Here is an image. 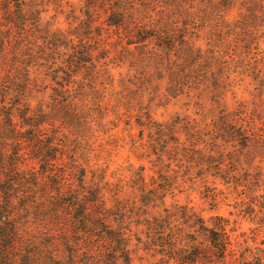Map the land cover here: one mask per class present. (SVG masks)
Returning a JSON list of instances; mask_svg holds the SVG:
<instances>
[{"label": "clouds", "instance_id": "obj_1", "mask_svg": "<svg viewBox=\"0 0 264 264\" xmlns=\"http://www.w3.org/2000/svg\"><path fill=\"white\" fill-rule=\"evenodd\" d=\"M109 2L116 5V20L120 21V12H126L121 22L133 29L159 19L148 5L156 7L161 0ZM88 3L20 0L25 16L38 13L31 19L40 31L49 25L48 31L57 35L72 29L89 30L93 22L85 15ZM232 15L235 20H264V0H235ZM26 27H32V23ZM91 31H96L95 26ZM150 35L138 36V40ZM90 39L91 48L81 46L92 59L86 68L75 61L66 62L72 55L70 47L59 49L60 60L46 69L47 75L40 74L38 88H29L31 95L25 94L22 101L21 109L29 110L30 125L20 121L17 125L27 132L29 126L45 122L41 130L45 135L66 137L68 144L78 149L75 166L88 173L72 199L83 204L96 199L98 203L72 229L73 235L61 230L59 236L48 237L50 229H41L33 218L39 212H21L18 196L10 197L8 204L0 193V264H219L210 258L205 260L203 253L211 251L205 243L221 220L235 222L234 252L250 249L240 264L255 258L264 264V246L253 244L250 233L264 234V209L260 207L264 201V92L258 87H239L221 98L206 96L201 90L194 96L185 94L187 106L169 108V96L157 80V72L163 71V79L168 81L185 69L182 58L161 59L163 69L144 68L130 59L140 49L129 50L120 42L109 45L106 36ZM155 42L167 49L172 40L156 33ZM78 43L73 36L71 44ZM21 63L30 61L22 59ZM20 72V91L28 82L23 75L36 83L35 67H22ZM53 78L68 86L54 90ZM169 91L176 94L172 87ZM12 99L9 93L0 109L10 106ZM58 106L65 107V115H78L68 121L61 119L57 125ZM121 108L126 111L122 113ZM133 111L146 132L140 140L134 137L132 128L121 135L113 127ZM149 113L150 118H145ZM4 139L0 137V146ZM105 141L113 147L101 156ZM142 164L147 171L140 170ZM245 172L249 174L247 181L237 184V180H244ZM158 181L165 184L162 195L167 198L162 202L150 190V183ZM76 195L80 201H75ZM253 199L255 211L249 215L245 210ZM9 213L14 214L11 221ZM197 217L202 218V224ZM81 229L86 234L76 235ZM50 239L60 244L50 245Z\"/></svg>", "mask_w": 264, "mask_h": 264}, {"label": "rangeland", "instance_id": "obj_2", "mask_svg": "<svg viewBox=\"0 0 264 264\" xmlns=\"http://www.w3.org/2000/svg\"><path fill=\"white\" fill-rule=\"evenodd\" d=\"M9 1L11 2L10 13L8 10H5L6 0H0V29H3V31H0V40L2 39L5 42L0 48V104L5 103L9 93L13 95V99L9 102L10 106L0 109V116L3 117V120L0 121V137L10 134L14 124H16L17 128H20L17 125V121H20V118L15 115L21 112H15V104L17 103L15 102L17 100L15 97L16 93L13 89H10V86H12V79L15 75L14 86L18 87L17 83L22 75L20 72V68H22V64H20L21 60H29L30 63L34 65L32 67L36 68L38 74L35 84L30 81L27 75L24 76L23 79L28 81L25 84L27 88H25L23 96L26 98L25 94L31 95L28 91L29 88H38L41 82L39 78L40 74L47 75L44 65L50 66L52 63L60 60V48L70 47L72 50V55L67 58V63H73V61H75L78 64H83L85 68L91 64V55H86L83 50V48L92 47V40L90 37L106 36L109 45L113 42H120L126 45L129 50L140 49L131 54L130 59H132L134 63L142 65L144 68L159 67V69H163L164 65L159 63L161 59L168 58L171 60L172 58H182L186 66L185 69H182L181 72L174 77H168V81H164L163 71L157 72V80L161 81L163 91L168 93L169 100L167 107L169 108L187 106L185 94L187 93L188 95L194 96L201 90H203L206 96H221V98L227 96L230 91L239 87H244L246 90L248 88L258 87L264 92V20L257 19L255 22L235 20L232 15L235 9V0H161L160 5L156 7H153L151 4L148 5L152 12H155L159 17V19L155 21L156 25L153 23L136 25L135 29H133L132 25L125 26V23L121 22L124 21L127 15L126 12H120V21L116 20V5L110 3L109 0H89L85 15L88 20L93 22L92 26H95L96 31H91L92 26H90L87 31L72 29L66 34L61 32L59 35L55 32L50 33L48 31L49 25H45V30L43 32L40 31L31 19V17L38 16V13L29 12L28 16H25L23 12L20 16L23 18L22 22L24 24V32L21 38L22 40L28 38L31 42L23 46L24 52L20 54L17 53L13 47L15 46L16 48L17 46L14 44V42H16L15 36H17L16 33L18 32L15 23L18 22L19 19L16 18L14 24L6 21V19L11 16L14 18L17 17L16 12L13 10L16 5H20V0ZM144 6L143 4L141 5V7ZM68 18L69 17H66V19ZM30 23H32V27H26ZM158 26H161V30L169 31L167 34L164 32L161 33L162 36L169 37L170 34L172 36L180 35L185 43L182 44V47H177L178 44H176V46L174 44V47L169 46L167 49H164L159 43L155 42L156 37L153 38L151 35L147 36V38L142 41L138 40V36H143L146 33H152L153 35V33L156 32L153 27L158 28ZM73 36L77 38L78 44H71ZM184 44L188 48H185ZM201 45H203V47H201ZM75 46L77 48L76 53L73 52L72 49V47ZM81 46H83V48ZM117 48L119 49V43L117 44ZM151 49L155 51H151ZM24 53H29L30 56L27 57V54L22 56ZM33 53H35V55H33ZM76 63L73 64V67L76 66ZM12 65H16L14 72H12ZM129 66L131 67L132 65L130 64ZM10 71L12 73L9 74ZM8 75H12V77L10 78ZM195 79L196 81H202L204 84H200L193 88L186 86L187 88L182 90L176 89L173 86L175 80L186 82L195 81ZM51 83L55 85L54 90L63 89L68 86L67 84L57 83L54 78ZM45 87H47V82H45ZM169 87L174 88L176 92L175 95L169 91ZM66 101L67 100H65V104ZM205 103H207V100H205ZM62 107L64 106H58L59 115L64 116V121L73 119L71 115L64 114ZM120 111L123 113L126 110L121 108ZM9 113L12 118L10 117L7 119ZM150 115V113L147 114L145 118H150ZM60 124L61 123L58 125ZM42 126L45 128V122ZM113 127L114 131L119 132L121 135H127L124 130L132 128L134 137L137 140L143 139L146 135L143 121L137 118V113L135 111H133L131 115H123L120 122ZM261 130L264 131V128ZM22 134L24 136L29 135V131ZM105 135H107V133H105ZM62 141H65L67 144V155H63L59 160L51 162L48 171L44 172L40 168V163L34 158L36 155L32 151L29 141L25 140L22 149L23 156H20L22 161L17 165L20 172L18 175L19 178L13 175L15 178L13 189H16L18 193V205L21 212L25 209L30 211L35 209L39 212L40 215H36L33 218L41 229L45 227L50 229V231L47 232L48 237L59 236L61 230L64 233L65 225L62 221L54 219L52 214H54L55 210L52 207L53 209L51 208L49 211L48 207H51L49 203L40 205L42 199L45 200L48 196L53 198H57L55 197L56 195L58 197L65 196L67 193L56 194L55 191L51 192V190L54 189V185L59 181V174H62L65 170L68 172L71 171L68 180H70L71 183L74 180L73 183L75 184L80 170L82 169L74 167L78 149L70 146L67 142V138ZM6 142L8 145H6L3 154V158L6 159V166H4V163H0L1 172L5 167L7 170L11 169L12 165L9 166L8 163L14 157L12 152V141L7 139ZM112 147L110 143L105 141L103 145L104 151L101 152V156ZM0 158L2 157L0 156ZM219 160L223 162V157L221 156ZM2 166H4L3 170ZM170 166L171 165H168V167ZM219 167L220 163L217 164V168ZM140 170L145 172L147 168L142 164ZM197 175H199V173H197ZM248 175L249 174L245 172L244 180H237V184L246 182ZM105 178L107 179V175ZM164 188L165 184L162 182L150 183V189H155L156 192L154 195L161 202L167 198L162 195ZM22 189L27 193L20 194ZM11 191L12 190H10V192ZM180 195H183V193L181 192ZM255 203L256 201L254 199L250 201L248 208L245 210L246 213L250 215L255 211V209L252 208V204ZM29 205L30 207H27ZM37 205L39 207H36ZM260 207L264 209L262 201ZM213 210L215 211V208H213ZM165 211L167 210L165 209ZM43 213L48 214L44 215ZM229 215H232V213H229ZM119 218L122 220L124 216L121 215ZM196 219L200 224L203 222L200 217ZM137 223H139V221H137ZM261 223H264V218L261 219ZM105 224H107V221H105ZM228 230L230 247L227 260H234L236 264H240L241 261H244V257L250 249L246 248L244 252H234L233 236L236 231L234 221H228ZM66 232L64 234L67 236L73 235V232ZM250 233L253 244L258 243L264 246V234L253 230H250ZM107 234L111 235L110 232ZM243 235L244 234L241 233V236ZM193 238L195 239V237ZM49 243L50 245H59L60 241L57 239H50ZM261 250H264V248ZM214 253L216 254V251H214ZM212 258V261L217 260L216 257ZM258 262H260L259 258H255L254 261H246L245 264H258ZM126 264H130V262L126 261Z\"/></svg>", "mask_w": 264, "mask_h": 264}, {"label": "trees", "instance_id": "obj_3", "mask_svg": "<svg viewBox=\"0 0 264 264\" xmlns=\"http://www.w3.org/2000/svg\"><path fill=\"white\" fill-rule=\"evenodd\" d=\"M5 5H6L5 10L6 11L8 10L10 13L11 12L10 11L11 2L9 0H6ZM13 11L16 12L17 17L14 18L11 16L8 19H6V21L14 24L16 22L15 21L16 18L19 19V21L15 23V26L17 27L18 32L16 33L17 34V36H15L16 42H14V44H16L17 46H16V48H15V46H13V47H14L15 51H17V53L20 54L21 52H24L23 46L25 44L31 42V41H29L28 38H25L24 40H22V38H21L23 35L22 33L24 32V27H23L24 24L22 22L23 18L20 17L21 14L23 13V11L21 9V5H16ZM114 24H116V23H114ZM153 29H155V31H156L153 33V35H151V37H153V38L156 37V33H159L161 35V33H163V32L166 34L169 32V31L161 30V26H158V28L153 27ZM169 37L172 40L170 47H174V44H175V46H176V44H178L177 47H182V44L185 43L184 39L180 35L172 36L170 34ZM4 43L5 42L1 39L0 40V48H1V46H3ZM186 43H187V41H186ZM184 47L186 48L187 46L184 44ZM72 49H73V52H75V53L77 52L76 46L72 47ZM26 54H27V57L30 56L29 53H24L23 55H26ZM73 57H74V55H73ZM16 61H19V60H16ZM20 64H22V63L20 62ZM32 66H34V65H32L31 63H28L27 65L22 64V67L26 68L25 70L29 69ZM44 66L46 67V69L49 67L47 65H44ZM15 67H16V65H12V69H13L12 72L15 71ZM12 72L10 71L9 74ZM8 76H10V78L12 77V75H8ZM24 76L25 75H23V78H24ZM14 77H15V75H14ZM14 77L12 79V86H10V89L11 90L13 89L14 92L16 93L15 97L17 100L15 102H17V103L15 104L16 105L15 106V108H16L15 112H21L15 116H19L20 122L22 124L30 125V121L27 119V116L29 114V110L27 108H24V109L20 108L22 105V101L25 99L23 96L25 93L24 90H25V88H27V86L24 84L23 91H20L19 81L17 83L18 87L14 86L15 85ZM19 80H20V78H19ZM200 84L202 85L204 83L202 81H196V79H195V81L184 82L182 80H175L173 82L174 88L179 89V90L187 88L186 86L193 88V87L199 86ZM206 86H208V85H206ZM4 90H5V88H4ZM17 93H19V95H17ZM3 98H5V97H3ZM65 105H67V101H66ZM62 108H63V110H64L63 112L65 114L66 109H65V107H62ZM10 113H12V112H10ZM10 113L7 115V119H9L11 117ZM77 114L78 113L73 114V115H77ZM73 115H71V118L73 117ZM61 119L64 120L63 115L60 116V119H56L54 121L55 124L58 125L59 123H61ZM43 123L44 122H41V123L37 124L35 127L29 126V129H28L29 135H26V136H24L22 134V133H24L22 128H17L16 124H14L15 126L13 125L12 131L10 134L3 135V137H5V139H4L5 143L3 142V146H0V156L2 157V158H0V163H4V166H6V164H5L6 159L3 158L4 157L3 154L5 152L4 150L6 148V145H8L6 142L7 139H10L13 143V151L12 152L14 155V157L8 163L9 166L12 165L11 169L7 170L6 167L4 169V166H2V170L3 169L4 170L2 172L0 171L1 172L0 173V192L3 195V199H4L5 203L10 204L11 203L10 197L18 196L16 189H13L14 180H15L13 175L15 177L19 178L18 175L20 172L18 170L17 165H18V163H20L22 161L20 156H23L22 149H23V142L25 140L29 141L30 146L32 147V151L36 155L34 158H36L37 162L40 163V166H41L40 168L44 172L48 171V167L50 166L51 162H54V160H56V161L59 160L60 158L63 157V155H67V150H66L67 144L65 143V141H62L64 139H66V137L60 138L57 133H53L51 135H45L41 131L42 129H44V127L42 126ZM74 167H76L75 162H74ZM70 173H71V171L68 172L65 170V172H63L62 174H59V176H58L59 181L54 185V189L51 190V192L55 191L56 194H61V193H63V194L67 193V194H65V196H63V197L62 196L58 197L56 195L55 197H57V198H53V197L48 196L49 199L47 198L45 200H49V201H45L42 199V203L40 204V205H42V204L44 205L46 203H49L51 206V207H48L49 211L52 207L54 208L55 212L52 215L54 216V219H56L57 221H62L64 223V225H65L64 233L66 231L69 233H72L71 229L76 227L78 222H82L83 217L89 215L91 210L93 209L94 205L97 204V202H98V200H96V199L89 201L87 204L75 203L73 201V199H72L73 194L76 192V189L78 186L83 185L85 178L87 177V172L85 169L82 168L80 170V174L78 175L77 182L75 184L73 183L74 180L72 181V183L70 180H68ZM11 174H12V177H11ZM22 186H24V185H22ZM10 190H12V191L10 192ZM150 190H152L153 194H155V192H156L155 189H150ZM21 193H27V192L24 191V189H22L20 191V194ZM54 199H56V200H54ZM80 200H81L80 196L76 195L75 201H80ZM58 201L60 202L59 206L57 203ZM262 203L264 204V201H262ZM27 207H30V205ZM13 215H14L13 213H9V215L7 217L9 219V221H11ZM76 234L79 236V235L86 234V233H84V230L81 229ZM229 240H230V236H229V230H228V221L227 220H221L220 224L214 226V228L211 232V240L206 242V247L210 248L211 251L203 253L204 259L208 260L209 258L213 259L212 257H216L217 258L216 261H219V263H221V264H236L234 260L233 261L227 260L228 259L227 254H228L229 247H230L229 246L230 245ZM218 247H219V255L214 253V251H217ZM181 264H186V261H181ZM258 264H260V262H258Z\"/></svg>", "mask_w": 264, "mask_h": 264}]
</instances>
